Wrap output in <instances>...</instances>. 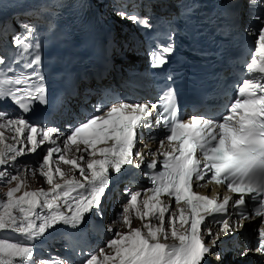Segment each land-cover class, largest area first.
Masks as SVG:
<instances>
[{"label":"snow or ice","instance_id":"6c2138e0","mask_svg":"<svg viewBox=\"0 0 264 264\" xmlns=\"http://www.w3.org/2000/svg\"><path fill=\"white\" fill-rule=\"evenodd\" d=\"M248 3L250 8L260 11L252 16L254 23L247 29L249 35L257 37L247 71L260 74L259 78L243 79L229 114L219 123L195 117L189 122L178 121L174 98L170 91L166 94L163 111L168 115H161L155 126L163 124L170 150L160 153L162 161L153 159L146 163L151 171L144 175L151 186L145 192L126 190L128 198L117 219L128 230L106 229L114 237L107 241V249L111 251L100 248L99 254L85 256L81 264H207L216 241L211 247L205 242L201 226L207 228L206 218L227 214L230 204L239 209L248 202L252 203L251 213L240 216L244 220H257L254 250L264 255V0H248ZM118 14L143 29L152 27L149 17H140L135 11L121 10ZM21 29L19 35L12 37L14 58L6 68L0 69V103L10 99L19 110L28 113L37 103L47 105L48 99L45 77L40 71L42 45L38 29L30 22H24ZM171 52V44L150 49L147 54L151 66L163 67ZM4 64L5 59L0 56V65ZM167 79L171 80V76ZM96 107L100 112V106ZM159 107L158 104H115L70 128V134L62 141L63 149L57 143L62 135L59 129L37 128L23 116L12 118L0 110V129L7 128L16 134L15 144H5V135L0 132V181L7 178V183L15 182L8 189L6 200H0V231H14L26 241L9 242L0 238V264H36L35 246L30 242L57 225L78 228L88 214L102 217L110 172L123 175L128 171L126 166L141 169L145 164L142 153L133 150L137 147V137L144 138V129L149 130V139L155 138L149 118L151 110ZM42 145L46 146V154L38 165L39 174L51 187L48 191L27 190L22 162L17 161L29 153H37ZM70 145L82 154L69 158L66 151H70ZM160 147H165V140H160ZM57 153L59 162L70 166L71 172H78L81 179L76 175L69 177L59 163L53 169L52 161ZM134 155L139 163H134ZM158 163L163 170H158ZM209 173L210 182L226 185L229 192L238 195L218 199L194 191V184L205 180ZM54 176L62 183L55 182ZM133 212L142 221L148 219L143 224L146 232L132 227ZM213 222L222 225L225 235L233 228L227 218ZM207 235L209 238L213 235L211 228H207ZM170 237L174 243H166ZM248 251L241 255H247ZM40 264L71 262L49 259L41 260Z\"/></svg>","mask_w":264,"mask_h":264},{"label":"bare ground","instance_id":"6f19581e","mask_svg":"<svg viewBox=\"0 0 264 264\" xmlns=\"http://www.w3.org/2000/svg\"><path fill=\"white\" fill-rule=\"evenodd\" d=\"M86 6H88L89 7V5H88V3H86ZM91 14H92V12H90ZM93 15V14H92ZM251 224V221H245L244 222V227H247V226H249Z\"/></svg>","mask_w":264,"mask_h":264}]
</instances>
